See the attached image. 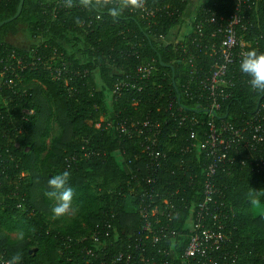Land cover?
<instances>
[{
	"label": "trees",
	"instance_id": "obj_1",
	"mask_svg": "<svg viewBox=\"0 0 264 264\" xmlns=\"http://www.w3.org/2000/svg\"><path fill=\"white\" fill-rule=\"evenodd\" d=\"M57 1L25 0L19 17L0 27V72L13 53L24 59L23 65L40 59L34 67L21 72L15 66L0 78V156L6 164L0 168V253L8 261L19 253L22 264H98L95 256L86 257V250L99 257L123 250L142 226L140 210L169 198L177 213L171 226L180 235L168 243L173 257L180 255L189 219L203 200L208 162L188 140L191 131L197 135L195 144L203 139L206 104L187 99L181 85L193 62L205 71L215 62L209 47L218 48L221 36L211 37L217 27L204 21L206 13L227 19L235 2L199 0L190 8V0H146L154 13L145 17L101 0H66L67 10H54ZM19 2L0 0V23L14 17ZM248 2L250 9L242 13L245 30L239 29L238 34L250 44L246 52L264 53V0ZM191 9L192 24L201 26L199 36L183 35L177 44L153 39L169 38L174 29H181ZM18 34L25 36L27 46L10 42ZM181 45L187 46L188 53ZM150 59L155 60L156 70L142 89L127 91L113 101L112 85L133 76L139 63ZM49 64L66 66V85L52 79ZM239 64L235 62L232 69L238 70ZM244 82L236 81L222 109L221 118L227 114L224 120L231 124H238L259 102L264 103V94ZM177 108L194 116L197 124L178 127L172 117ZM29 110L34 114L26 116L24 111ZM145 119L161 124V147L169 157L151 186L145 181L148 161L133 158L140 153L138 140L115 130L120 121ZM240 160L235 156L212 179L220 194L213 196L210 207L224 211L218 212L217 223L225 225L236 246L235 264H264V174H255ZM63 171L71 173L69 186L74 191L70 218L54 217L53 202L45 196L49 179ZM254 204L262 210L256 211ZM96 228L108 231L103 244L90 241ZM83 237L87 238L84 243H76ZM151 251L155 253L156 248Z\"/></svg>",
	"mask_w": 264,
	"mask_h": 264
},
{
	"label": "built area",
	"instance_id": "obj_2",
	"mask_svg": "<svg viewBox=\"0 0 264 264\" xmlns=\"http://www.w3.org/2000/svg\"><path fill=\"white\" fill-rule=\"evenodd\" d=\"M104 4L119 6L123 9H130L139 12L145 17H151L154 13V7L149 8L146 0H143V6L140 8L123 7V0H101ZM235 5L227 19L218 17L214 14L211 16L206 13L204 21L214 24L216 31L211 34L214 38L221 36L218 48L215 44L209 47L216 56L215 62L208 71L201 67L191 65L194 57L188 63L191 65V72L186 81L182 83L181 90L184 96L190 100H198L206 104L207 130L203 133V139L196 144L197 135L191 131L188 140L191 141V147H197L204 158L208 161L204 166L205 180L203 182V200L193 210V218L189 219L187 229L189 233L186 235V244L180 255L173 257L172 244L168 240L180 235L177 230L173 229L171 224L177 219L175 205L170 202L169 198L159 199V204L154 203L152 207L142 208L140 217L142 226L136 233H133L125 244L123 250L113 253L111 256L93 253L89 248L86 250V257H94L98 264H235L237 255L231 243L230 237L225 233V225L218 224L219 213L222 210H211L210 203L213 196L220 194V190L216 189L212 184V179L221 168L227 164H232L235 156L241 157L239 163L242 166H251V171L255 174H264V103L259 102L256 110L250 115L244 116L238 124L226 122L222 117V109L232 96V91L237 86L236 81H242L245 85H249L247 79L239 76L242 74L239 69H232V65L240 61L246 49L250 46L238 34V30L244 28L243 12L250 9L248 0H234ZM69 2L66 0H58L55 3L54 10H67ZM156 9V8H155ZM201 26L191 23V30L187 35H200ZM157 40L160 44H177V40L169 41L168 37L160 36ZM196 37L192 38L191 44L196 41ZM182 51L187 52V46L181 45ZM195 54V53H194ZM24 59L13 53L8 59V66H5L0 72V78L12 69L18 68L21 72L28 67H34L35 62L28 65L22 62ZM7 62V63H8ZM5 63V65H7ZM50 76L53 80L67 84L65 77L66 66L59 64L57 67L47 66ZM155 60H143L137 66L133 76H125L119 78L111 88V99L116 101L120 99L127 91L142 89L145 81H148L155 71ZM14 78L19 80V73H12ZM75 75V74H74ZM247 80V81H246ZM244 85V84H243ZM26 116L34 114L33 110L24 111ZM178 127H192L197 124L194 116L188 115L182 108H177L172 114ZM25 120V117L23 118ZM219 121V122H218ZM160 123L145 119L141 122L120 121L116 124L115 130L129 139L136 138L140 145V153H135L133 158L137 161L146 159L145 163L147 185H154L159 177V171L163 168V164L168 160V155L161 147ZM96 128L100 125L96 124ZM18 147L17 144H15ZM141 162V161H140ZM130 164L131 161L129 160ZM0 168L5 167V163L0 156ZM23 174H21L22 176ZM151 194L149 198H153ZM177 192L171 193L170 197L176 195ZM21 208L20 205H17ZM225 218H227L225 216ZM213 223V224H212ZM110 229V225L106 227ZM102 231L97 228L90 235L92 244H103L101 241L108 236V231ZM86 237L77 239L76 243H84ZM152 248H156V252H152ZM172 256V257H170ZM0 264H8V260L0 253Z\"/></svg>",
	"mask_w": 264,
	"mask_h": 264
},
{
	"label": "clouds",
	"instance_id": "obj_3",
	"mask_svg": "<svg viewBox=\"0 0 264 264\" xmlns=\"http://www.w3.org/2000/svg\"><path fill=\"white\" fill-rule=\"evenodd\" d=\"M122 6L140 8L143 6V0H123ZM113 13L118 14L117 10H113ZM239 71L248 77V83L254 92L264 94V53L255 49L244 53L240 60ZM70 176L69 171H63L48 181L45 196L53 202L51 211L56 218L68 214L72 207L74 191L69 186ZM8 264H22V255L14 253Z\"/></svg>",
	"mask_w": 264,
	"mask_h": 264
},
{
	"label": "rangeland",
	"instance_id": "obj_4",
	"mask_svg": "<svg viewBox=\"0 0 264 264\" xmlns=\"http://www.w3.org/2000/svg\"><path fill=\"white\" fill-rule=\"evenodd\" d=\"M198 2H199V0H198ZM186 19H187V17H186ZM181 29H178V28L174 29L171 32L169 41L175 40L176 39V36H179L181 33H184L186 31L185 28H184V30H181ZM10 42L13 45H16V46H19V47H25V46L28 45V42L26 41L25 36H23L22 34H18L17 36L10 38ZM47 142L49 143V141H47ZM254 206H255V210L256 211H261L262 210L261 207L258 204H254ZM72 216H73V211H72V209H70L69 213L66 214L63 217L70 218Z\"/></svg>",
	"mask_w": 264,
	"mask_h": 264
},
{
	"label": "crops",
	"instance_id": "obj_5",
	"mask_svg": "<svg viewBox=\"0 0 264 264\" xmlns=\"http://www.w3.org/2000/svg\"><path fill=\"white\" fill-rule=\"evenodd\" d=\"M198 4V0H190V8H193L195 5ZM193 11L192 9L186 14L187 19L185 18V24L183 26V28L181 30H184V28L186 29V31L184 33H181L179 36H176V39L180 38L183 35H187L190 30H191V23H192V18H193ZM170 39V36L169 38Z\"/></svg>",
	"mask_w": 264,
	"mask_h": 264
},
{
	"label": "water",
	"instance_id": "obj_6",
	"mask_svg": "<svg viewBox=\"0 0 264 264\" xmlns=\"http://www.w3.org/2000/svg\"><path fill=\"white\" fill-rule=\"evenodd\" d=\"M24 1L25 0H20V2H19V5H18V8H17V11H16V14L14 15V17H12V18H10V19H8V20H6V21H3V22H1L0 23V27H2L3 25H5V24H7V23H9V22H11V21H13V20H15V19H17L18 17H19V15H20V13H21V11H22V8H23V4H24ZM162 66H164V67H168V68H170L171 70H173V67L172 66H168V65H164L163 63H160ZM173 86H174V88L176 89V85L174 84V79H173ZM177 91V90H176ZM227 117V114H226V116L224 117V118H226Z\"/></svg>",
	"mask_w": 264,
	"mask_h": 264
}]
</instances>
